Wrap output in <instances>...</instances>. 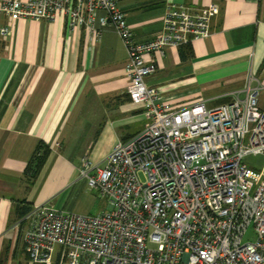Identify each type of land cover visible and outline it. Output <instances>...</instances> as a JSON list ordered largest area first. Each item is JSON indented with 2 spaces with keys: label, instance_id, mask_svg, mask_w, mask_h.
Returning a JSON list of instances; mask_svg holds the SVG:
<instances>
[{
  "label": "built area",
  "instance_id": "1",
  "mask_svg": "<svg viewBox=\"0 0 264 264\" xmlns=\"http://www.w3.org/2000/svg\"><path fill=\"white\" fill-rule=\"evenodd\" d=\"M123 0H0V40L21 19L66 18L90 43L112 26L127 51L128 93L146 126L119 141L103 164L83 160L88 186L107 199L99 214L45 204L26 215L24 243L35 264H264V107L249 76L245 96L172 107L146 79L157 55L211 34L219 4L201 11L169 3L161 34L137 42ZM254 239H245L248 230Z\"/></svg>",
  "mask_w": 264,
  "mask_h": 264
},
{
  "label": "crops",
  "instance_id": "2",
  "mask_svg": "<svg viewBox=\"0 0 264 264\" xmlns=\"http://www.w3.org/2000/svg\"><path fill=\"white\" fill-rule=\"evenodd\" d=\"M215 2L211 34L167 47L147 84L159 88L172 107L198 100L216 106L234 93L245 96L253 76L264 107V0H123L121 8L135 40L145 42L161 34L169 3L201 11ZM66 26L63 16L25 18L0 40V264L23 255L29 260L27 223L18 218L17 203L93 214L71 205L89 189L83 160L103 164L119 141L148 122L143 105L128 93V51L115 28L106 27L92 44L86 32ZM40 143L51 151L29 184L26 168Z\"/></svg>",
  "mask_w": 264,
  "mask_h": 264
},
{
  "label": "rangeland",
  "instance_id": "3",
  "mask_svg": "<svg viewBox=\"0 0 264 264\" xmlns=\"http://www.w3.org/2000/svg\"><path fill=\"white\" fill-rule=\"evenodd\" d=\"M263 161H264L263 156H249L246 158V162H248L252 166L255 165L256 167H260ZM71 205L76 207L84 206L93 209V214H95L96 212H104L106 210H109V204L107 202V199L101 196L96 190H92L90 188L88 189L87 192L86 191L80 192L79 196L71 201ZM254 238H255L254 231L252 228H250L248 230L245 239L251 240ZM7 264H34V263H32L23 255L22 258H20L16 262L7 263Z\"/></svg>",
  "mask_w": 264,
  "mask_h": 264
},
{
  "label": "trees",
  "instance_id": "4",
  "mask_svg": "<svg viewBox=\"0 0 264 264\" xmlns=\"http://www.w3.org/2000/svg\"><path fill=\"white\" fill-rule=\"evenodd\" d=\"M182 56L185 58L184 52H182ZM50 147L45 143H40L37 147L33 158L31 159L30 163L26 168V179L29 184H32L36 178L38 177L41 169L43 168L48 155L50 153ZM34 206L27 204V203H17L16 206V214L18 218L23 219L26 215H28Z\"/></svg>",
  "mask_w": 264,
  "mask_h": 264
}]
</instances>
